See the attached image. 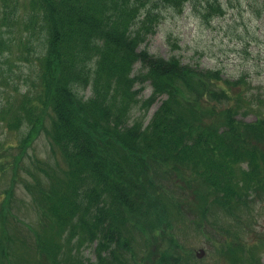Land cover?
I'll list each match as a JSON object with an SVG mask.
<instances>
[{
  "label": "trees",
  "instance_id": "trees-1",
  "mask_svg": "<svg viewBox=\"0 0 264 264\" xmlns=\"http://www.w3.org/2000/svg\"><path fill=\"white\" fill-rule=\"evenodd\" d=\"M229 3L27 0L19 14L16 0H1L0 121L23 130L19 161L41 133L59 159H33L25 170L33 180L24 182L36 213L34 227L25 223L33 240L18 237L13 186L4 191L0 264H201L174 235L185 220L195 232L218 233L216 262L258 264L264 238L243 239L240 230L254 206L264 214V87L254 90L243 74L228 79L177 55L140 49L160 9L182 13L188 6L208 22L224 16ZM13 47L32 63L19 95L17 87L7 92ZM145 82L152 93L143 109L166 98L146 124L129 122L140 103L135 86ZM247 113L253 121L238 118ZM94 243L95 262L82 261L76 254ZM26 249L35 254L13 256Z\"/></svg>",
  "mask_w": 264,
  "mask_h": 264
},
{
  "label": "rangeland",
  "instance_id": "rangeland-1",
  "mask_svg": "<svg viewBox=\"0 0 264 264\" xmlns=\"http://www.w3.org/2000/svg\"><path fill=\"white\" fill-rule=\"evenodd\" d=\"M16 2L20 7L19 14L24 13L27 0H16ZM261 4L262 0L256 3L254 0H230L225 15L213 18L208 22L201 20L188 6L184 8L182 13L162 8L160 9V22L156 26L154 34L141 44L140 49L146 48L150 54L163 58L177 55L184 65H197L209 70L217 69L228 79L237 78L243 74L254 90L262 88L264 87V5ZM1 7L0 0V9ZM258 13L260 15L256 17ZM14 32L12 39L17 40V32H20L19 27H16ZM25 56L26 52L21 47L12 48V55L9 56L10 66L6 68L8 73L7 92L12 87H17L18 90L20 89L19 95L24 92L25 85L29 84L27 78L33 76L29 67L32 63L23 61ZM138 70L139 67L136 64L134 72ZM135 89L140 90L138 95L140 103L134 107L129 122H132L134 118H141L143 124H146L166 97L157 98L155 103L145 110L141 104L152 93L150 83L145 82L142 86L136 85ZM5 93L6 89L0 90V106ZM80 93H84L85 96L89 94L88 90ZM238 118L245 122H251L254 120V115L250 113L240 114ZM22 132V129L20 132L6 130L4 123L0 121V164L5 165L7 169L4 172L0 171V200L4 191L13 186L11 206L15 216L19 219L18 228L22 234L18 237L33 240V234L27 229L25 223H32L31 225L34 227L36 225V213L31 207L33 196L24 185L25 181L32 182L33 180L25 170L32 168L31 160L33 159L34 161H45L48 158L54 160L55 158L59 159V155L52 156L48 139L41 133L33 139V143L25 150L26 153L22 155L19 161L15 156L19 154L17 147L21 141ZM13 173L16 174V177ZM260 207L261 204L254 206V211L252 210L248 219L251 222L250 225H247V222L245 229L240 230L243 239L263 240L264 214H261L262 209ZM228 223L224 224L228 226ZM177 224L178 227H175L174 235L181 245L191 250L193 255L196 249L204 248L205 257L198 263L224 264L221 261L216 262L213 258L217 257L214 253H216L215 249L219 247L217 244L218 233H213L211 230L206 234L199 231L195 232V228L186 220L183 224ZM230 225L229 223V227H231ZM209 228L213 229L212 227ZM137 241L141 245L136 243L134 248L141 256L146 248L142 245L143 239ZM94 246L95 243L91 246H83L79 254L76 255L80 256L82 261L95 262ZM33 250H15L12 253L14 257L16 254L18 258L20 255L26 254V260L29 258L26 252L34 255ZM259 254L258 264H264V248Z\"/></svg>",
  "mask_w": 264,
  "mask_h": 264
},
{
  "label": "water",
  "instance_id": "water-1",
  "mask_svg": "<svg viewBox=\"0 0 264 264\" xmlns=\"http://www.w3.org/2000/svg\"><path fill=\"white\" fill-rule=\"evenodd\" d=\"M202 255V251L200 250V254H197V256H201Z\"/></svg>",
  "mask_w": 264,
  "mask_h": 264
}]
</instances>
